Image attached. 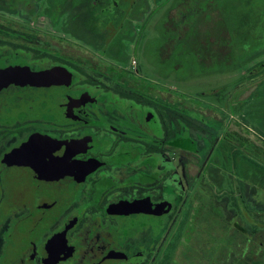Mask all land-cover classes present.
I'll list each match as a JSON object with an SVG mask.
<instances>
[{"label":"flooded vegetation","instance_id":"af4514ba","mask_svg":"<svg viewBox=\"0 0 264 264\" xmlns=\"http://www.w3.org/2000/svg\"><path fill=\"white\" fill-rule=\"evenodd\" d=\"M236 1L246 17L239 39L253 48L242 54L260 64L264 0L220 4ZM89 10L70 0H0V264H180L170 255L180 250L183 216L189 223L212 199L207 169L219 129L213 137L207 122L223 118L206 106L186 113L178 92L141 77L126 44L118 49L100 24L89 28ZM149 11L150 2L135 23ZM41 15L66 34L83 24L84 46L23 28ZM56 75L69 80L56 97L62 121H21L4 108ZM165 153L179 157L176 168Z\"/></svg>","mask_w":264,"mask_h":264},{"label":"rangeland","instance_id":"374dc122","mask_svg":"<svg viewBox=\"0 0 264 264\" xmlns=\"http://www.w3.org/2000/svg\"><path fill=\"white\" fill-rule=\"evenodd\" d=\"M170 1H149L148 19L135 23L137 36L131 42H126V52L128 64L137 60V70L141 77L200 101L204 107L217 111L223 118L222 123L227 120L226 131L230 133L233 145L230 140L226 141L227 133L222 132V123L207 122L211 128L206 130L212 132L213 137L214 132L219 129L216 131L218 140L213 161L208 164L210 166L207 169L212 181L211 191L207 195L208 199L212 198L209 208L197 210L194 218L189 219V223L183 216L179 236L180 250L173 251L170 255L171 261L176 260L180 264H210L214 256L222 250L227 252L226 234L229 228L227 230L226 222L231 224L234 229L232 234L236 237L245 228L247 236L256 244V250L259 251L261 245H264V73L252 78H249L251 73L246 75L247 67L258 64L255 60L246 64L242 70L239 68L232 72H212L190 81L179 80L174 74L160 78L140 52L145 39L154 35L153 24L158 16L164 13ZM39 15L40 13L37 14V19ZM39 20L41 24L38 20L36 24L25 22L26 27L23 28L40 35L44 32L56 37L64 34L66 39L83 45L76 39V35L87 34L83 24L78 27L72 25L69 35L59 30V20L50 22L51 25L42 15ZM226 64L230 68L237 66L232 62ZM208 118L210 119V116ZM241 139L244 150L239 151L238 147L241 146L237 141L241 142ZM164 158L174 168L180 163L179 157L172 160L170 153H165ZM249 160L255 161L257 166ZM175 176H178L177 172ZM222 216L228 221L218 219ZM253 249L254 246L251 251ZM258 251L256 253L259 255Z\"/></svg>","mask_w":264,"mask_h":264},{"label":"trees","instance_id":"16d2710c","mask_svg":"<svg viewBox=\"0 0 264 264\" xmlns=\"http://www.w3.org/2000/svg\"><path fill=\"white\" fill-rule=\"evenodd\" d=\"M70 1L72 8L88 7L94 10L95 12L88 11L91 23L89 28L94 29V26L98 27L100 24L102 33L115 34L118 49L124 50L122 46L126 43L121 41L136 38L135 22L143 19L150 0ZM240 3L241 1H236L226 11L220 0H172L154 26V35L146 38L143 43L145 59L160 78L174 74L182 81H190L212 72H232L248 64L252 60L244 58L243 54L247 55L253 48L251 43L244 44L239 39V29L246 18L238 7ZM83 19L86 21L87 15ZM260 28L261 36L264 37V24ZM226 62L236 63L237 66L227 67ZM247 73L252 74L249 78L262 75L264 60L248 69L246 75ZM178 97L186 113L194 105L204 107L201 102L184 94L179 93ZM249 161L257 166L255 161ZM218 219L228 221L224 216ZM226 224L227 230L229 228L226 234L227 252L222 250L210 264H264V245H261L259 251L256 250V244L247 236L245 228L236 237L232 234L234 229L231 224Z\"/></svg>","mask_w":264,"mask_h":264},{"label":"water","instance_id":"95a60500","mask_svg":"<svg viewBox=\"0 0 264 264\" xmlns=\"http://www.w3.org/2000/svg\"><path fill=\"white\" fill-rule=\"evenodd\" d=\"M68 83L69 80L67 78L61 79V75L53 76L45 82L41 91L30 98L28 102L21 98L13 103L6 104L4 108L9 109L14 118L21 121L30 117L62 121L65 113L57 106L56 97Z\"/></svg>","mask_w":264,"mask_h":264},{"label":"built area","instance_id":"2783aa9c","mask_svg":"<svg viewBox=\"0 0 264 264\" xmlns=\"http://www.w3.org/2000/svg\"><path fill=\"white\" fill-rule=\"evenodd\" d=\"M132 66H135V61L134 60L132 61Z\"/></svg>","mask_w":264,"mask_h":264}]
</instances>
